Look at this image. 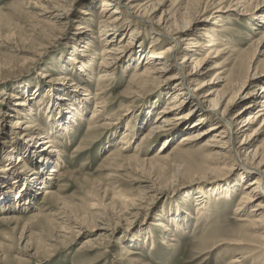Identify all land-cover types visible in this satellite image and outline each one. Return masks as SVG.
Here are the masks:
<instances>
[{
    "label": "rangeland",
    "instance_id": "obj_1",
    "mask_svg": "<svg viewBox=\"0 0 264 264\" xmlns=\"http://www.w3.org/2000/svg\"><path fill=\"white\" fill-rule=\"evenodd\" d=\"M28 1L0 0V171L2 168L7 169L6 172H0V187L5 188L4 192H8L7 200H11L13 205L16 204L2 214L11 215L15 219L22 217L21 220H24L40 212L50 216L54 225L43 226L42 220L38 218L30 223L28 232L22 237L23 221L0 223L2 244L0 264H126L127 262L120 256L121 248L117 241L136 248L137 261L132 264H234L230 260L243 259L245 250L243 251L239 246L229 243L214 246L213 242L227 241L240 235L242 222L237 220L236 207L242 196L243 187L253 177L249 172L250 169L247 170L243 165L239 166L238 163L231 162L224 172H213L211 168L223 164L224 159L211 155L214 148L209 145L213 143L208 141L211 134L195 139L183 148L184 151L173 149L182 135L196 133L209 126L210 122L207 121L206 125H197L198 127L190 131L183 127L176 129L174 122L160 132L161 136L140 143L144 131L154 122L157 112L169 105L168 100L171 96L167 94L173 91L175 80L162 82L160 85L164 89L159 92L153 89L130 100L126 98L124 91L129 84L132 68L123 71L121 67L133 64L132 58L135 56L134 60H137V54L142 49L146 51L147 56L152 39V36L148 35L151 31L145 30V27L135 20L125 27L123 41L117 43L121 48L119 54L123 63L121 62V67L116 69V78L105 94L110 103L101 115L104 117L108 113L115 112L127 103L130 104V113L110 126L98 129L93 136L91 135L90 140L82 141L87 132V119L93 111L95 101L93 98L88 100L87 109L83 112L84 116L77 122L74 130L68 132L67 136H64L63 132L55 135L57 139L60 138L59 146L55 148L63 149V154L58 155L57 152L54 159L46 165L44 176L43 173H40L39 177L36 176L38 173L35 174L37 171H34V162L37 156L31 157L24 152L25 138H19L18 133L15 132L17 129L11 125L19 118L13 112V106L18 100L17 96L22 99L29 95L30 110L34 111L33 119L29 121V115L26 119L22 117L21 125L30 127L35 125L40 127L43 133L44 129H48L43 107L52 103L46 94L49 89L56 93L53 94L58 101V110L66 104L77 106L70 91L71 81H63L64 76L76 82H82V79L78 80V76L85 80L89 79L91 96L97 91L99 87L97 84H107V82H98L101 72L99 63L102 61L100 50L104 46L99 43L102 37L99 29L102 0ZM213 1L219 0H205V5H211L208 7L211 11L217 5ZM179 2L180 0H169L165 8L173 11L179 6ZM220 2L222 5H228L230 0ZM56 5H60V9L67 6L61 21L52 18V15L50 17L53 10L51 7ZM240 7L229 9L227 11L229 13L222 12L223 15L215 21L222 19L223 24H232L234 29L229 37L236 38L237 43L235 41L233 44L247 51L261 35L250 32L248 16L243 6ZM83 11H89L91 14L85 15ZM263 13V9L253 13L254 20L259 21ZM127 16L124 11L121 18ZM83 21L89 25V33L92 35V37L86 35V38L90 37L94 44L90 47L91 50L86 52L91 55H84L82 58L88 66H81L84 71H80L78 67L73 68L75 64H72L67 57L74 56L71 54L73 46L85 39L78 40L76 34L78 24ZM138 25L140 27H137ZM134 29L138 30L137 36L135 35L134 40L129 43L130 32ZM236 33L243 37H238ZM248 33L255 38L252 40L247 38ZM121 36L122 34L118 32L115 39L119 41ZM130 45L133 47L131 51ZM96 52L98 54H95ZM198 52H203V48H195L194 55ZM240 58L241 56L232 51L213 57L209 63L212 66L220 63L224 69L233 71V65ZM244 58L247 59L248 56ZM90 61L94 62L90 64ZM77 63L80 65L79 62ZM254 64L262 72L260 76H264V54L255 58ZM213 72L207 78L213 77L215 71ZM262 84L264 81L258 79L252 89L258 93ZM259 99L258 103H254V106L240 117L243 118L254 111L260 105ZM183 104L185 105L186 102ZM246 104L248 100L237 103L232 113L242 110ZM190 106L185 105L177 113L187 112ZM149 109L153 110L150 120L149 116H146ZM146 117L149 121L145 124L143 121ZM197 117V114L193 115L187 122L191 123ZM130 118H133L135 124L141 128L136 129L130 140L132 147L123 150L124 159L116 160L117 162L124 160L122 166L113 168L109 163H115L109 162L106 156L116 151V145H119L125 124ZM141 123H144V126H141ZM38 139L35 138L36 141L33 140L31 145H35ZM262 143H264V132L249 144L248 152L243 154V158L247 159L246 153L249 156V153ZM162 152L169 156L160 158L158 155ZM10 154L12 158L9 157ZM18 156L21 157L20 161H17ZM59 159L60 162H57ZM11 163H16L17 166L25 164V166L12 171ZM53 167L60 172H51ZM10 171L13 175L9 173ZM50 172L52 177L48 176ZM35 176L39 181L34 187L27 186L28 190L26 188L24 190L27 179ZM27 185L32 184L28 182ZM46 189L52 190L54 197L44 202ZM226 194L228 197H225ZM19 196L22 200L20 204L16 201ZM205 199L208 204V217L197 221L195 219L197 204ZM262 200L256 199L249 203L245 208L246 213ZM92 204H96L97 207H91ZM41 207L42 210H38ZM54 213L61 214L64 219ZM76 222L82 223V231L75 232ZM62 226L69 230L67 237H57ZM99 226L107 229H97ZM176 226L181 227L174 237L171 231ZM105 232L107 237L101 243L81 247L86 237ZM171 238L178 239L172 241ZM133 241L136 243L132 245ZM204 244L207 245L205 249ZM218 254H222L221 261H217ZM261 254L262 257L259 256ZM261 254H256L261 258L258 259L259 262H263L264 259V253ZM252 256L245 258L240 264H251L253 260L256 261Z\"/></svg>",
    "mask_w": 264,
    "mask_h": 264
},
{
    "label": "bare ground",
    "instance_id": "obj_2",
    "mask_svg": "<svg viewBox=\"0 0 264 264\" xmlns=\"http://www.w3.org/2000/svg\"><path fill=\"white\" fill-rule=\"evenodd\" d=\"M168 1L169 0H126L124 2L123 0H102L99 18V29L102 37L100 38L99 43L104 46L100 50L102 61L99 63V70L101 72L99 74L98 82L104 81L107 82V84H97L99 87H97V91L95 92L94 96H91L89 79L85 80L83 77L78 76V80L80 81L82 79V82H76L72 81L70 77L64 76L63 81H71V84H69L71 86L70 91L73 95L71 96L73 99H75L74 101H76L77 106L74 104H66L64 107H61L58 110V101L54 95L56 93L52 92V89H49L46 94L48 97H50L52 103L50 106L46 105L43 107L45 118H47L46 120L48 128L44 129L43 133H41V128H38L35 125H33V127H30L29 125H21L22 117L26 119L28 117L27 115H29V121H31L34 116V111L30 110L31 106L29 104L30 102L28 103V101L31 98L29 95L27 98L22 99L19 98L20 96H17L18 100L13 106V112H15L19 118L14 120L11 125L13 128L17 129L15 132L18 133L19 138H25L24 152L31 157L37 156V159L35 157L36 161L34 162V171H37L35 174L38 173L36 176L39 177L40 173L45 171L46 165L49 164L52 159H54L57 152L58 155L63 154V149L58 150L55 148L59 146L60 143V138L57 139L55 135L59 132H63L64 136H67L68 132H72L74 130V127L78 124L77 122L82 120V117L84 116L83 112L85 109H87L86 105H88V100L93 98L95 101L93 111L87 119V132L82 141L90 140L98 129H102L103 127L106 128L115 121L121 120L124 115H128L130 113V104L128 103L122 106L121 109L112 113H108L104 117H102L101 114L107 110L110 103L106 99L105 94L110 90L113 84L112 81L114 78H116V69L121 67L120 63L122 62V58H120L119 54L121 48H119L120 45H117V43H121L123 41L122 37L124 35L123 30L125 27L135 20L136 23L142 24L143 27H145V30L147 29V31H151V34L148 33V35H151L152 39L149 44L147 56L145 53L146 51L142 49L137 54V60H134L135 56L132 58L133 64H131V62V65H125L121 67L123 71L132 68L129 84L124 91L126 98L130 100L133 97L140 96V94L153 89H156L157 92H159L160 90L164 89L160 85L162 82L167 80H175L173 91L167 94V96H171L170 100H168L169 105H167L165 109L159 110L157 112L158 114L155 117L154 122L149 126V128H147V130L144 131L143 138L140 143L143 144L146 140H151V138L161 136L160 132H162L166 126H169L174 122V127L176 129L183 127L186 128L187 131H190L199 125H206V122L209 121L210 125L204 129L193 134L182 135L173 149L182 150L195 139L211 134L208 140L209 143H213L209 145L214 147L213 149L211 148V155L213 154L214 156L224 159L223 164H219L211 168L213 172H224L231 162H236L239 164V166L243 165V167L247 170L250 169L249 172H251L253 177L248 182H246L245 186L243 187L242 196L238 201V207H236L238 216L237 220L242 222L241 233L238 237L229 239L230 241H216L213 242V245L218 246L229 243L230 245L234 244L236 247L239 246L240 249H243V251L245 250L243 259L235 258L232 261L230 260L231 263L240 264L245 258L253 255L252 257L253 259H256V261L253 260L251 264H264V259L263 262L258 261V259H261L259 256L262 257L261 253H264V143L253 149L252 152L249 153V156L246 153L247 159L246 157L243 158V154L248 152L247 149L249 144L256 140V138L262 132H264V84L261 85L260 91L258 93L252 89L253 84H255L258 79L264 81V76H260L262 72L254 64L255 58L261 54H264V42L262 41L264 40V13L260 16L259 21H256L253 18V13L262 9L264 10V0H230L228 5H222L220 2L221 0L218 2L213 1V3L215 2L214 4L217 3V5L212 8V11L208 9V7L211 5H205V0H180L179 6L173 11H170L165 8ZM240 6H243L244 12L248 16V28L250 27V32H257L258 35H261V37L257 38L254 45L247 49V51L238 48L237 44H233L235 41V43H237L236 38L231 39L232 37H229L234 29V27L231 26L232 24H223L224 20L222 19L217 22L215 21V19H218L223 15L222 12L229 13L227 12L229 9H233V7L238 9ZM51 8H53V10L50 14V17L52 15V18L61 21L66 13L65 9L67 6L60 9V5H56L55 7ZM124 11L128 14V16L121 18V15H123ZM83 12L85 15H89L90 13L89 11ZM81 18L84 20L83 17ZM230 19L233 20L232 18ZM137 27L140 26L138 25ZM89 31V25H87L86 21L78 24L76 32L78 37L77 39H85L80 40L78 45L73 46L71 54L74 56L67 57V59H69L72 64H75L73 68L78 67L80 71H84L83 67L88 66L87 63L82 61V58L84 55H91L86 54V52H89L91 50L90 47L94 44L90 37L86 38V35L92 37ZM118 32L119 34H122L119 41L115 39V35ZM136 33H138L137 29H134L132 32H130V37L128 40L129 43L134 40L135 35L137 36ZM236 35L238 37H243L241 34L236 33ZM251 36L252 35L248 33L247 38L250 40L255 38ZM199 47L203 48V52H198L197 55H194L195 48ZM129 49L130 51L133 49L132 45L129 46ZM232 51L238 56H241L240 60H237L233 65V71H230L231 69H224V66H220V63L218 65L214 64L215 66H212L209 63L212 61L211 59L213 57L222 56L224 53ZM95 54L98 53L96 52ZM245 56H248V58L245 59ZM77 62H79L80 65ZM93 62L94 61H90L89 63L92 64ZM215 69L218 70L216 71ZM213 71H215L214 76L209 78V75H211ZM207 76L209 77L207 78ZM60 78H62V76H60ZM51 80L52 79H49V81ZM80 91L82 92L81 95ZM74 92H76V94H74ZM179 95L182 97H179ZM258 99L260 100V105L245 117H240L243 115V113H245V111L250 110V108L254 106V103H258ZM244 100H248V104H246L242 110L232 113L234 105H237V103H241ZM184 102H186L185 105H191L189 110L187 112L179 111L177 113L179 109H183L185 107L183 104ZM82 107L83 109L81 110ZM152 112L153 110L149 109L146 113V116H149V120ZM161 113H163V115H161ZM196 114L198 117L193 122H187L191 120L193 115ZM147 117L145 121H143L145 124L149 121ZM238 118L240 120H238ZM132 119L133 118L127 120L128 122L125 124V130L121 139L119 140V145H116V151H112L106 156V159H108L109 162L111 161L115 163H109L110 166L113 165V168L122 166L124 160L118 162L116 160L120 158L124 159L125 155L123 150H127L128 148L132 147L130 140L132 139V136H134L136 129L140 127L139 125L135 124ZM48 120L50 121L48 122ZM144 123H141L140 125L144 126ZM35 138H39L37 143H35V145H31V142ZM158 156L160 158H166V156L168 157L169 155L162 152V154H159ZM9 157L12 158L11 154ZM20 160L21 157L17 159V161ZM57 162H60V159ZM23 166H25V164H22V166H17L16 163H11L10 169L12 171H17L18 169L23 168ZM2 169L0 172H6L7 170ZM50 171L54 173L60 172V170L56 169L55 167H53ZM51 172L48 175L50 177H52ZM9 173L12 174L11 171ZM36 176L29 178V180L27 179V182H25L26 186L23 188L24 190L27 189V186L34 187L35 183L39 181ZM28 182H30L32 185H27ZM4 189L0 187V223L23 221L24 225L21 229L22 237L25 236V232H28L29 225L33 220L36 221L39 218L38 220H42L43 226L52 224V219H50V216L48 217V215L42 214L40 212L32 214L30 216L31 218L29 217V219L27 218L24 220H21L22 217L15 219L12 218L11 215H7L5 213L2 214L3 212L9 211L12 206L14 207L16 205H13V202H10L11 200H7L9 194L8 192H4ZM45 191L46 192L43 199L44 202L45 200L48 201L51 197H54V192L52 190L46 189ZM2 192H4V194H2ZM225 197H228V195L226 194ZM20 199L21 196H19V199L16 200L19 202L18 204L22 202ZM256 199L263 200L255 204L249 213H246L245 208L247 205L251 202H254ZM91 207L95 208L97 205L92 204ZM207 208L208 204L206 199L201 200V202L197 204V209L195 210V219L197 221H201L203 218L208 217ZM40 209L42 210V207L38 208V210ZM54 214L56 216H60V218H63L60 213V215H58V213ZM76 224L75 232L82 231V223L80 224L79 222H76ZM53 225L54 224L51 226ZM180 227L181 226H176V228L174 227V229L171 231L174 237L177 236V230ZM94 229L96 230V228H93V230ZM97 229L107 228H100L99 226ZM68 233L69 230L65 226H62L59 229V234L57 237H65ZM106 237V232L98 233L97 235L94 234L93 237L88 236L83 240L81 247L99 244L105 240ZM177 239L171 238L172 241ZM133 242L134 243H132V245L136 243V241ZM116 243L121 248L120 256L124 261L127 262L126 264L136 263V248H134V246L128 247L119 241ZM204 246L205 244L203 247ZM206 247L207 245L204 247V249ZM209 247L212 246L209 245ZM1 252L2 244L0 242V253ZM259 253L261 255H259ZM217 257V261H221L220 257H222V254H218Z\"/></svg>",
    "mask_w": 264,
    "mask_h": 264
}]
</instances>
